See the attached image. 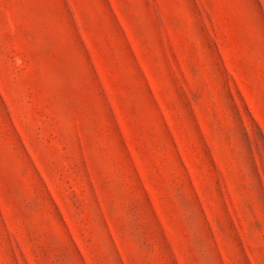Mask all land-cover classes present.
<instances>
[{"label":"rangeland","instance_id":"1","mask_svg":"<svg viewBox=\"0 0 264 264\" xmlns=\"http://www.w3.org/2000/svg\"><path fill=\"white\" fill-rule=\"evenodd\" d=\"M0 264H264V0H0Z\"/></svg>","mask_w":264,"mask_h":264}]
</instances>
